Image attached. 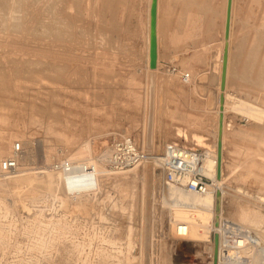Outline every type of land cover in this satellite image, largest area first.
<instances>
[{
    "label": "rangeland",
    "instance_id": "1",
    "mask_svg": "<svg viewBox=\"0 0 264 264\" xmlns=\"http://www.w3.org/2000/svg\"><path fill=\"white\" fill-rule=\"evenodd\" d=\"M188 2L160 0L163 51L156 87L161 102L150 139L154 147L148 153L155 155L157 145L164 147L175 124H182L200 141L204 137L198 132L210 128L215 143L221 141L224 205L230 202L231 206L222 213L221 199L216 198L209 231L201 239L187 241V231L179 235V221L169 216L173 199L159 190L157 182L148 197V250L153 251V264H212L214 248L209 250V241L225 219L235 221L234 206L258 207L264 213V202L250 197L264 193V116L257 122L230 107L207 113L180 77L187 72L190 80L194 69L206 68L199 55L205 48L197 47L218 43L224 0H196L194 7ZM234 4L229 103L246 100L264 113V81L259 82L264 80V0H235ZM197 5L205 11L200 19H195ZM146 7V0H0V157L11 156L14 142L22 144L20 168L13 173L0 171L4 202L0 264L144 262V243H139L144 226L140 214L146 208L142 202L147 199L143 179H132V171L109 177L95 171V175L91 157L101 154L113 138L143 137L149 84L140 26ZM137 37H141L138 45ZM187 48L192 50L184 52ZM154 99L149 97V103ZM229 136L242 146L235 145L228 154L232 159L226 161L223 147ZM210 147L211 154L217 155L216 144ZM253 160L256 166L248 170ZM56 161L64 162L62 176L51 168ZM142 166L138 167L141 173ZM146 167L161 171L152 160ZM68 168L75 171L72 177ZM122 176L130 179L114 183ZM56 189H64L60 197ZM52 220L65 224L66 230L55 229ZM238 224L250 228L264 243V220L257 225ZM219 256L225 258L222 252ZM256 261L264 264L259 255Z\"/></svg>",
    "mask_w": 264,
    "mask_h": 264
},
{
    "label": "bare ground",
    "instance_id": "2",
    "mask_svg": "<svg viewBox=\"0 0 264 264\" xmlns=\"http://www.w3.org/2000/svg\"><path fill=\"white\" fill-rule=\"evenodd\" d=\"M79 1L81 2V0H79ZM234 1L235 0H232L231 17H230V31H229V37H228V40H227L228 41V57H227V68H226V77H225L224 88L223 89L221 88V73H222V64H223L222 56H223L224 46H225V43H226V40H225V37H224V28H225V20H226L227 0H224L223 5H221V3H219V5L222 6V8H220L219 10H221V12H222L221 16H222V19H223L222 20L223 29H222L221 35L219 36L218 43L211 41V42H208V43L207 42L206 43H202V44H200L197 47L200 50H203L205 48L204 51L200 52L199 55H200V59L205 64L204 66H206V68L205 69L202 68V69H199V70L198 69H194L193 74H191L192 77H190V80L187 82L186 85L190 84V86L192 87L193 94L195 96H197L199 98V100L202 102L203 109H204L205 112H207V113H216L217 111H219L221 109V107L222 108L230 107V110H233V111H236V112H239V113H244L248 117H250L251 119H253V120L257 121V122L258 121L260 122V120H263L264 113H263L262 109L258 105L254 104V103H251V102H248L246 100L237 99V98L234 99L231 103H229L230 94L228 93V82H229L231 57H232V51H231V37L232 36H231V34H232V24H233V19H234V17H233V15H234V6H235ZM150 4H151V0H146V5H147V7H146V15L144 17V20L141 22V26H140V28H141V35L140 36L141 37L143 36V44H144L143 47H145V52H146V54H145V68H146V71L148 72V75H147L148 76V84L150 86V87L148 86V90L146 89V91H148V93H146V95H147L146 104L148 105V107L146 106L145 108H146V110L148 109V112H146V120H145V124H144V134H143V137H142L141 140H134L131 137H122V138H130V139H132L133 141H135L136 144H138V146H140L141 148H143L147 152L149 150H147L146 146H148V145L145 144V142H146V139L148 138L147 142L150 144V139L151 140L153 139L151 137L153 135L152 133H154V131H155L154 129L156 127L157 117L159 116L160 102H161V99H160L159 94H158V88L156 87V82H157V84L159 82V78H158L157 74H158V71L160 70L159 69L160 68V57H161V50H162L161 32H160V28H161V18H160L161 17V13H160L161 12V5L160 4L161 3H160V0H158V2H157V22H156L157 62H156V67L154 69H151L149 67ZM72 5H74V4H72ZM188 5L191 6V7L196 6V0H189ZM204 12L205 11L203 10V6L197 5V14L199 13L198 14L199 16L198 15L195 16V19L197 17L200 19ZM68 19H69V17H68ZM70 23H71V21L69 22V24ZM141 37L140 38L139 37L136 38V40H135L136 41V45L139 44V42L141 40ZM192 48H187L186 50H184V52H190L192 50ZM194 49H196V47H194ZM177 60H178V58H177ZM256 62H258V61H256ZM255 66H257V65H255ZM188 74L190 76V73H188ZM261 81H264V80H262V78H261V80H259V82H261ZM263 84H264V82H263ZM146 95H145V97H146ZM221 95L223 96V103L222 104L220 102V96ZM149 97L150 98L155 97V99H154L155 101L153 100L154 103H152V102L149 103V101H148ZM262 142H264V141H262ZM48 147L49 146H47V148ZM153 151L156 152V154L153 156V162L156 165H159L158 158L164 152H161V153L157 152L158 150H153ZM102 155H103V153L91 157V161L93 162V164L95 162L94 159L96 160L97 157H101ZM216 157H217V155H212V156L209 155L208 158L206 159L205 163H204V166H203V174L206 177H208V178H213L214 179L215 187H214V189L210 190L208 193H205V194H202V195H195V194L189 193L188 191H186L184 189H181V188H179V187H177V186H175L173 184L164 183L163 177H162V171H157V169H155V168L153 169V167L152 168H149V167L147 168L146 164L144 166L145 168H143V166H142V168L144 169V170L142 169V173L140 172V169H138V167L130 169V170H124V171H112V170H108V169H105V168H97V172L98 173L99 172L104 173L105 176H106V174H108V177H109V174L113 175V174H120L118 172H121V173L123 172L124 173V172L132 171V175H131L132 179H136L138 177L143 179V182L141 183L142 184V193L143 194L146 193V196H147L146 198L147 199L145 200L146 203L142 202L143 205L144 204L146 205V208L143 210L144 213L142 212L143 214L142 213L140 214L141 217L143 216L142 219L144 220L143 228L140 225L141 228L143 229V231H142V229H140L142 231L143 235H142V238H141L142 240L140 239V242H139L140 245H141V241L144 243L143 255L144 254L145 255L144 256L141 255V256L144 257L143 258L144 262L142 264H153L154 263L153 262V254H152L153 251L150 253V249L148 250V246H149L150 238H151V235H150V228H151L150 226L151 225L149 224L150 223V219H151V218H149L150 217L149 216V214H150L149 212H151V209H149L151 207L150 203H149V200H151V199L149 198V200H148V197H149V195H150L152 190L155 191L156 186H157L156 185L157 182H159V187H158L159 190L161 192H162L163 189L166 190L167 191V196L169 195L170 199L171 200L173 199L174 207L171 204H169V205H171L173 207L172 210L169 209L170 210L169 211L170 212L169 216H170L171 220L179 221V222H177L178 225L176 226V229L178 230V233H181L182 230H185V232L187 231V235L188 236H185L186 238H184L187 241L188 240L189 241H194L195 239L196 240L197 239H201V238H203L202 236H204L209 231L208 230L209 228H207V227H208V224L210 223V218L213 217L216 214L215 213L216 198H220L221 199V202H222V211L221 212L222 213H223L224 210H226V208L231 206L230 202L228 203L229 205L226 204L227 207L224 205V199H225L224 197H225V194H226L227 191H226V188H224L226 185H225L224 181L222 180L223 179V176H222V172L223 171H222V169H221L220 178L216 177V167H217ZM1 159H2V157H0V160ZM20 160H21V154H19L18 158H17V163H18V168L17 169L20 168ZM47 160H49V158ZM89 160H90V158H89ZM255 166H256V163L253 160V163H250L247 166V169L251 170L250 168L255 167ZM137 171H138L139 174H142V175L139 176L138 174H136ZM71 173H73V175L75 174L74 169L72 170V168H68V175L71 176ZM227 175L230 178L233 179L232 172H228ZM100 176L101 175H99L97 177L100 178ZM126 179L129 180L130 178L127 177V176H122L119 180H117V178L114 179L115 180L114 183L121 185V183L125 182ZM156 179L158 181H156ZM137 180L138 179H136V181ZM71 181H72V179H71ZM134 181H133L132 185L135 184ZM136 184H137V182H136ZM72 185H73V183L68 184V192L69 193H72L74 191L72 189ZM120 185H118V186L121 187ZM61 191H64V189H56L55 190V192L57 194L56 195L57 197H60L58 194ZM217 192L219 193V195H217ZM162 195H163V193H162ZM144 196H143V198H144ZM250 197H252L257 202H260V203L264 202V193H260V194H258L256 196L254 195V196H250ZM153 198H154V193H153ZM163 198H164V196H163ZM164 199L166 200V198H164ZM167 200H168V198H167ZM141 201H143V199ZM150 202H152V201H150ZM164 203L166 204V202H164ZM2 204H4V202H3V196L1 194L0 195V207L2 206ZM234 204H236V203H234ZM169 205H168V208H169ZM238 206L237 207L234 206L235 208L233 207L235 209L234 214H236L235 221L234 220L225 219L224 223L221 225L222 227L221 226L215 227V229L218 230L217 233H216V235L218 236L217 264H245L244 263L245 262L244 258H246V257L247 258H249V257L251 258V260H247V264H260L259 262H256L255 256H256V252L257 251L264 252V247H263L264 243H263V241L260 239V237L254 231H252L248 227H245V226H242L241 224H238V222L239 223L246 222V223H250V224H253V225H257L258 223H261L264 220V213L261 212L258 209V207H248V206H242V205H240L239 207ZM257 206H259V205H257ZM141 207H143V206L141 205ZM154 207L155 206H153L152 208H154ZM51 211H53V210H51ZM51 211H49V212H51ZM152 213L155 214V212H153V211H152ZM220 215L221 214H218V216H220ZM142 219L140 221L141 224H142ZM152 220H154V219H152ZM49 223H51V222H49ZM51 224H52L53 227H55V229H58L60 232L61 231L63 232L64 230H66V225L65 224H62L60 222H54V221ZM28 225H30V224H28ZM173 225H174V223H173ZM217 225H219V222H217ZM34 226H36V225L34 224ZM210 226H211V224H210ZM50 227H51V225H50ZM200 228H202L203 230L201 231ZM32 229H33V227H32ZM212 229H214V227H212ZM212 231L214 232L215 230H212ZM238 232L241 233V234H249L253 241L250 240L248 243H246V244H244L242 246H238L236 244H232L228 239H225L223 237V234L231 235V234H236ZM33 234H34V232H33ZM40 234H38V235H40ZM58 234H60V233H58ZM151 234H153V232H151ZM183 234H186V233H183ZM38 238H39V236H38ZM38 242H41V241H38ZM151 242L153 243L152 240H151ZM152 243H151V245H152ZM209 244H211L209 250L214 248V246H215L214 245V237H213V240L209 241ZM149 248H150V246H149ZM151 248H153V247H151ZM139 250L142 251L141 249H139ZM219 252H222V254H223V256L225 258L220 259ZM139 253L141 254V252H139ZM138 259H140V258H138ZM213 259H214V256L211 258V261ZM140 262H142V261H140Z\"/></svg>",
    "mask_w": 264,
    "mask_h": 264
},
{
    "label": "built area",
    "instance_id": "3",
    "mask_svg": "<svg viewBox=\"0 0 264 264\" xmlns=\"http://www.w3.org/2000/svg\"><path fill=\"white\" fill-rule=\"evenodd\" d=\"M176 72V69H172ZM183 82L189 81V74H181ZM12 154L10 157L3 158L0 161V171L4 173H13L18 168L17 158L22 152L21 142H14L11 146ZM101 157H97L92 171L96 175L97 168H105L112 171H124L140 167L153 161V154H149L143 148L138 146L130 138H113L102 152ZM212 151L205 152L201 150H193L178 144H169L163 154L158 158L159 168L162 171L163 181L166 184H173L181 189L195 195H202L214 189L215 181L213 178H208L203 174V166L209 155L212 156ZM63 161H56L52 164L53 172L62 176ZM217 163V157H216ZM217 177V167H216ZM179 235H182L178 233ZM225 239H228L232 244L242 246L248 243L252 238L249 234H223ZM264 259V252H256V256ZM251 258H244V263ZM258 262V261H256ZM260 263V262H259ZM262 264V263H261Z\"/></svg>",
    "mask_w": 264,
    "mask_h": 264
},
{
    "label": "water",
    "instance_id": "4",
    "mask_svg": "<svg viewBox=\"0 0 264 264\" xmlns=\"http://www.w3.org/2000/svg\"><path fill=\"white\" fill-rule=\"evenodd\" d=\"M157 2L158 0H151L150 4V48H149V67L154 69L157 62V33H156V22H157ZM231 7L232 0H227L226 6V20L224 28V37L226 40L223 56H222V73H221V88H224L225 77H226V68H227V57H228V37L230 31V17H231ZM220 102L223 103V96H220ZM222 109V107H221ZM220 132H221V123H220ZM217 178L221 176V141L218 140L217 143ZM217 195L219 193L217 192ZM214 261L213 264H217V251H218V236L214 235Z\"/></svg>",
    "mask_w": 264,
    "mask_h": 264
},
{
    "label": "crops",
    "instance_id": "5",
    "mask_svg": "<svg viewBox=\"0 0 264 264\" xmlns=\"http://www.w3.org/2000/svg\"><path fill=\"white\" fill-rule=\"evenodd\" d=\"M162 51H163V49L161 50V56H162ZM161 61L162 60L160 58V62ZM179 128L182 129V131L180 130L178 132ZM211 131L212 130L210 128L208 130H201V132L196 131L199 133V135L204 137V139L202 141H200V140L194 138L191 131L186 129V127L183 128L182 124H175V126H172V128H171L170 139L164 145V147L166 148V146L169 144H178V145H181V146L193 149V150H201V151L209 152L212 149L210 147L211 145L214 144V146H215V144H216V147H217V142L215 143V141L211 135ZM239 142L240 141L237 138H233V137L229 136L227 143L223 147L225 154H226V161L229 158L232 159L233 156L228 155V154H229V151L232 150L235 145L242 146V144H240ZM150 145H148L149 147L147 146L148 147L147 149L154 147L153 144H150ZM156 147H158V149H159V151H157V152H163L164 147L162 149H161L160 145H157ZM148 152H152V150H150ZM230 154H231V151H230Z\"/></svg>",
    "mask_w": 264,
    "mask_h": 264
}]
</instances>
